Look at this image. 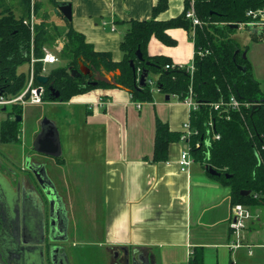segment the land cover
Listing matches in <instances>:
<instances>
[{"label":"crops","instance_id":"0c3cea01","mask_svg":"<svg viewBox=\"0 0 264 264\" xmlns=\"http://www.w3.org/2000/svg\"><path fill=\"white\" fill-rule=\"evenodd\" d=\"M57 1L71 4V21L57 5L43 1L38 15L46 14V24L52 33H63L71 23L96 50L109 51L112 60L119 61L122 57L119 42L127 29V21L150 18L158 0ZM167 2V8L158 14V19L174 17L183 10L184 0ZM40 16L36 15V23ZM246 29L248 32L240 34L236 40L242 48H247L253 76L264 90V30ZM252 32L261 36L255 40ZM168 34L176 40L175 45H165L151 37L147 53L166 55L173 64L184 65L192 60L190 34L183 28L170 29ZM55 41L56 46H52L56 53L49 47L44 49L58 58L63 37L58 36ZM49 65H45L46 70ZM108 73L104 72V78L111 81ZM168 96L156 90L152 101L136 102L125 88H94L68 101L21 106V122H26L31 114L27 106L42 110L53 105V116L44 119L57 129L61 161L33 149L41 122L31 138L33 154L26 151L25 141H19L20 134L13 142H1L4 148L0 155V180L8 202L19 190L18 183L24 187L34 179L25 167L29 158L34 165L44 167L61 199L67 221V241L76 233L78 225L101 228L102 248L96 255L104 264H126L127 260L129 264H187L189 252L194 248L202 251V264H264V204L245 206L251 217L243 230V245L233 248L229 227L233 205L229 187L211 177L205 165L195 159L187 171H181L178 164L184 147L181 140L169 143L165 160L152 159L156 119L166 122L173 131H182L189 120L186 104L174 95ZM101 99L105 100L104 104H99ZM9 112L1 119L11 116ZM76 136L80 137V144L75 143ZM14 143L20 144L21 150L12 147ZM77 150L80 157H72ZM81 196L86 202L82 215L77 205V197L81 200ZM27 208L18 202L17 221L28 234L27 228L34 227L38 219L31 208ZM25 237L24 244L41 243ZM67 241H53V245L59 247L58 253L65 264H77L76 258L64 250L63 243Z\"/></svg>","mask_w":264,"mask_h":264},{"label":"trees","instance_id":"16d2710c","mask_svg":"<svg viewBox=\"0 0 264 264\" xmlns=\"http://www.w3.org/2000/svg\"><path fill=\"white\" fill-rule=\"evenodd\" d=\"M18 14L11 6L0 9V93L7 97L19 94L26 86L31 57L35 58L34 82L40 83L44 48L53 45L58 36L63 37V46L58 52V61L47 67L48 80L42 84V101H68L72 96L94 88L122 87L129 91L136 102H150L153 90L147 79L151 78L157 90L165 95H174L178 100L189 91L198 102V109L191 111L189 123L192 133L189 137L191 154L206 169L213 168L218 174H211L230 189V203L256 206L264 204V90L253 76L251 64L234 37L237 28L232 24L249 21V10L264 6V0H184L181 13L167 19H158L167 6V0H158L152 7L148 19H129L127 29L119 42L122 57L111 58L109 51L96 50L85 36L67 25L63 33L54 34L46 24V14L38 15L42 2L35 4L38 22L33 30L23 21L30 13V0H17ZM191 1L198 24H192L185 16ZM57 5V0H48ZM183 28L193 42L192 73L181 68H166L171 59L163 54L147 53V43L156 37L165 45H175L176 40L168 30ZM252 38L261 35L252 32ZM262 34V33H261ZM139 48L143 59L135 56ZM133 61L134 70L130 66ZM91 73L79 76L70 71L78 69L79 62ZM26 65L25 70H20ZM239 66H244L241 71ZM143 68L148 71L145 84L137 81ZM119 70L111 81L104 78V72ZM51 86V88H50ZM57 92V95L53 93ZM240 102L238 110H231L226 102L230 95ZM217 107L213 104L220 103ZM20 105L13 104L11 116L0 121V142L10 143L18 139L21 129ZM182 131H173L166 122L156 119L152 159L167 158L168 145L180 140ZM218 135V137H216ZM198 143V146L196 144ZM61 161L60 157L56 158ZM247 190L248 194L241 191ZM187 264H202V251L191 250Z\"/></svg>","mask_w":264,"mask_h":264},{"label":"water","instance_id":"95a60500","mask_svg":"<svg viewBox=\"0 0 264 264\" xmlns=\"http://www.w3.org/2000/svg\"><path fill=\"white\" fill-rule=\"evenodd\" d=\"M57 8L59 9V11L64 15V17L68 21H71V4L70 3H67V2L58 3ZM232 27L237 28L238 25L232 24ZM135 56L139 60L143 59L142 53H141L139 48L136 49ZM130 66L134 70V64H133L132 60H130ZM239 69L241 71H244L245 67L239 66ZM70 73L79 76L81 74H90L91 71L87 66H85L80 61L78 69H73L70 71ZM119 73H120L119 70L116 69L115 71L109 72L108 76L113 77L115 74H119ZM147 75H148L147 69L143 68L140 72L139 77H138V81H137L138 86H142L145 84V81L147 79ZM37 79L40 83L44 84L47 82L48 77H47V75L39 74L37 76ZM50 88H51V86H50ZM53 93H55V95H57L56 91H53ZM168 97L169 96L166 95V98H168ZM15 119L20 120L21 116L16 115ZM32 146H33V149L38 153H41V154H44L47 156H51V157L60 156L61 148H60L59 136L57 133V129L55 128L54 124L51 121H49L48 119H43L41 121V130L37 134V136L35 137ZM25 165H26L25 167L33 175L34 180H35L37 186L39 187V190L42 192V196L46 200L48 208H49V214H48V225H49L48 226V228H49L48 229L49 230L48 231V239H49V241H51V242H53V241H63V242L67 241V221H66V217H65V211L63 209L61 199H60L59 195L57 194L56 190L54 189L53 183L47 177V175L45 173V169L42 165H34V163L30 162L29 158H26V164ZM208 172L212 175L218 174L216 172V170H214L213 168H208ZM0 187L4 188L1 180H0ZM17 187H18V185H17ZM37 191H35L32 194V197H33L34 201L36 202V204L41 205V203H43L44 201H42L41 197L38 196V194H35V193H37ZM241 193L242 194H248L249 192L247 190H243V191H241ZM7 204H8V206L10 205V202H8V200H7ZM16 221H17V217H16ZM16 223H18V221ZM2 237L3 236H1V238ZM1 238H0V264H12L10 262V259H16L17 260L20 256L17 254V252H15L13 250L12 246L10 247L9 244H7V242H5L4 238H3V241ZM23 239H22V241L24 243L27 242L25 239L24 240ZM37 241L41 242V239L36 240V242ZM16 243H18V245H20L19 242H16ZM16 243L14 245H16ZM36 247H39V255L42 257L43 253H44L43 247L41 245L36 246ZM14 249L16 251L17 250L22 251V249H24V247L19 246V247H15ZM58 250H59V247H57L55 245L49 246L48 251H49L50 261L53 264H56L57 260H59L62 264H65L64 260L60 257ZM127 263H128V260H127ZM132 263H133V261H132ZM15 264H21V262L20 263L16 262ZM24 264H25V262H24Z\"/></svg>","mask_w":264,"mask_h":264},{"label":"built area","instance_id":"2783aa9c","mask_svg":"<svg viewBox=\"0 0 264 264\" xmlns=\"http://www.w3.org/2000/svg\"><path fill=\"white\" fill-rule=\"evenodd\" d=\"M45 0H30V13L27 18L24 19V23L29 25L30 29L33 30L34 25L36 24V13H35V4L37 2H43ZM189 9L186 11L185 16L189 18L192 22V24H198L199 19L195 15L194 8H193V2L191 1ZM247 14L251 17L249 21L239 23V27H249V28H257L260 31L264 30V6L258 10H249ZM102 24L104 25L105 22L103 21ZM112 29H114L112 27ZM44 55L42 58L38 59L42 62V69L40 74H44L46 71L45 65L55 63L58 61L57 56L49 51L44 49ZM35 58L31 57L30 63H29V76L27 80V84L25 88L17 95L7 97L0 93V107L6 108L7 106H12L13 104H17L20 106H25L27 104H38L41 103V96L44 91L43 85L40 83L34 82V67L33 64L35 62ZM181 68L183 64H166V68H173V67ZM186 71L189 73H192L194 66L193 62L191 65L186 66ZM147 82L151 84L153 92L157 90L156 86L154 85L153 80L150 78L147 79ZM186 106L189 108V113L191 111H194L198 109L199 105L198 102L193 98L191 95V91H189L188 95L180 100ZM105 100L101 99L99 101V104H104ZM220 103L213 104L214 107H217ZM226 105L231 110H238L240 108V102L235 98L234 95H230L229 100L226 102ZM140 106V103H137V107ZM192 133V130L190 128L189 120L184 123L182 134L180 137V140L184 143V147L181 150L178 164L181 171H187L189 165L193 162L194 157L192 156L190 152L191 145L189 143V137ZM218 137V135H216ZM198 146V143L196 144ZM251 217V213L248 210L247 207H245L243 204L235 203L232 206V213H231V219L229 221V227L231 229L232 235H233V241L231 242V247L237 248L243 245V230L246 226V221ZM249 253H251V249H248ZM190 255V252H189Z\"/></svg>","mask_w":264,"mask_h":264},{"label":"flooded vegetation","instance_id":"af4514ba","mask_svg":"<svg viewBox=\"0 0 264 264\" xmlns=\"http://www.w3.org/2000/svg\"><path fill=\"white\" fill-rule=\"evenodd\" d=\"M21 184V183H20ZM18 185L17 192L10 197V207L7 204V199H9L7 192L4 188L0 187V238L3 241V238L9 246L13 247V250L17 252V254L20 256L17 260L16 259H10V262L12 264H15L16 262H21V264H53L50 261L49 257V251L48 248L50 245H53V242L49 241L48 239V214H49V208L47 205L46 200L42 196V192L39 190V187L37 186L35 180L32 178V183L27 185L24 184V187L22 185ZM38 190V191H37ZM27 191V192H26ZM37 191L38 196L41 197L43 203L41 205L36 204L34 207L32 204H35L32 194ZM14 200V201H13ZM21 202L22 206H27L31 208V211L34 213L36 218L38 219L36 225L34 227L30 226L28 231L30 233H26V228L16 223V217H17V211H18V202ZM38 206V207H37ZM34 209V210H33ZM34 230V231H33ZM25 236H28L31 239L40 240L41 243L39 244H33V243H26L22 241L23 238H26ZM19 242L20 245H18ZM16 243V245H14ZM42 246L43 247V256L41 257L39 255V247L36 246ZM23 246L24 249L22 251L15 250V247ZM26 247V248H25ZM27 249V250H26ZM28 251V252H27ZM22 255V256H21ZM64 260V259H63ZM56 264H62L59 260H57ZM126 264H129V261Z\"/></svg>","mask_w":264,"mask_h":264},{"label":"rangeland","instance_id":"374dc122","mask_svg":"<svg viewBox=\"0 0 264 264\" xmlns=\"http://www.w3.org/2000/svg\"><path fill=\"white\" fill-rule=\"evenodd\" d=\"M6 6H11L14 8L15 13L18 14L19 11L17 10L18 8V1L17 0H0V9H3V7ZM51 22V21H50ZM244 32H248V29L246 27H239L237 32L235 33L234 37L238 39L240 37V34H243ZM55 32L54 34H56ZM57 44V41H54L53 45ZM49 48L52 49L53 52L54 50L53 46H50ZM56 53V52H55ZM192 64V60L190 59L189 61L186 62V66H189ZM26 65L22 66L20 70H25ZM44 106V105H43ZM26 107V105H25ZM23 108V107H21ZM30 111V118L25 122L23 120L21 122V129H20V136H19V141H25L26 142V151L31 152L32 154L34 153V150L31 148V138L33 136L34 131L37 129L38 125L40 122L49 115L53 116V105L45 106L42 108V110H39L38 107H30L27 106V108ZM10 110V106L6 107V110H2V107H0V121L2 120V117H6L8 112ZM34 110V111H33ZM10 113V112H9ZM32 115H35L33 117ZM78 140L75 141V143L80 144V137L76 136ZM21 138V139H20ZM64 143V140H63ZM12 147L19 148L20 144H11ZM17 145V146H16ZM4 148L3 145L0 142V151L1 149ZM78 148V146H77ZM21 150V148H19ZM66 152V148H64V153ZM77 153L72 154V157L79 158L80 157V151L77 150ZM3 154V152H0ZM46 158V157H45ZM1 159V158H0ZM12 162H14L11 159ZM12 165V164H11ZM14 167H19L14 165ZM98 190V188H96ZM93 197V196H92ZM77 205L79 209V214L82 215L83 212L81 211L83 208V205L86 203L84 200V196H81V200L79 197H77ZM88 200V199H87ZM84 202V203H83ZM90 224V223H89ZM101 230L100 227H90V226H84L80 227L79 225L76 228V233L73 234V237L69 239L67 242L63 243L64 250L66 251V254H70L74 256L77 260V264H104L103 260L99 257H97L96 254L101 252L102 244L101 242V237L99 234V231ZM107 264V263H106Z\"/></svg>","mask_w":264,"mask_h":264}]
</instances>
